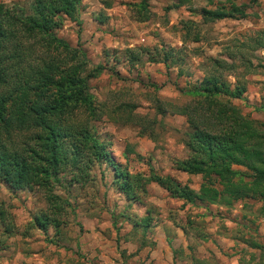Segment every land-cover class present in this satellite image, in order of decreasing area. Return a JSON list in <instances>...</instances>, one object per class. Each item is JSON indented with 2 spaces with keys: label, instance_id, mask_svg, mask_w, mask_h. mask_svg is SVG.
<instances>
[{
  "label": "rangeland",
  "instance_id": "374dc122",
  "mask_svg": "<svg viewBox=\"0 0 264 264\" xmlns=\"http://www.w3.org/2000/svg\"><path fill=\"white\" fill-rule=\"evenodd\" d=\"M31 1L0 3L24 14ZM139 1L80 0L76 21L58 16L54 33L75 50L81 78L101 113L88 127L108 156L130 174L147 176L151 170L196 192L199 175L172 169L173 160L188 155L185 117L174 115L173 107L189 102L191 96L182 92L200 85L203 77L219 75L229 91L240 90L238 98L222 99L264 137V0H232L244 17L210 23L197 15L211 8L203 0L181 5L145 0V21L137 20L132 8ZM213 4L228 9L226 0ZM184 21L195 23L197 41L193 35L184 39ZM160 49L171 53L168 68L149 62ZM126 50L139 59L136 64L128 62ZM158 103L165 109L162 115ZM123 104L154 119L152 139L109 118L108 112ZM231 168L250 181L249 170ZM112 172L105 161H94L82 172L64 167L49 177L48 191L33 184L12 189L0 181V210L10 227L4 231L0 224V264H264V204L258 199L187 203L154 183L141 184L128 199L113 183ZM46 193L62 213L56 229L48 225L42 232L32 219L50 215Z\"/></svg>",
  "mask_w": 264,
  "mask_h": 264
},
{
  "label": "trees",
  "instance_id": "16d2710c",
  "mask_svg": "<svg viewBox=\"0 0 264 264\" xmlns=\"http://www.w3.org/2000/svg\"><path fill=\"white\" fill-rule=\"evenodd\" d=\"M79 1L32 0L24 14L14 13L0 3V181L12 189L33 184L48 191L49 177L58 169L70 167L82 172L94 161H105L113 171V183L119 193L128 199L134 197L141 184L154 183L170 198L187 203L220 201L228 205L231 201L258 199L264 204V137L257 133L253 122L222 99H236L240 90L235 87L229 91L219 75L205 76L200 85L182 92L191 99L174 106L172 111L185 117L184 146L188 151L186 158L173 160L172 169L199 175L198 191L151 170L147 176L130 174L108 156L106 147L88 127L101 113L88 93L87 81L81 78L75 50L54 33L58 16L76 21ZM203 1L211 7H203L197 13L203 23L244 17L232 0H226L228 9L214 5L213 0ZM177 2L181 5L190 0ZM132 8L137 20L149 18L145 0ZM183 28L184 39L193 35V40H198L192 31L196 28L193 21H184ZM163 52L160 49L161 54L150 57L149 62L168 68L172 56ZM125 53L131 65L138 62L132 51ZM211 63L217 69L223 68V63L215 59ZM132 109L127 104L119 105L108 112L109 118L138 127L140 136L152 139L154 119L146 120ZM156 110L162 115L165 109L158 103ZM232 166L249 170L250 181H244L243 173L233 171ZM45 198L50 215L39 213L32 219V225L42 232L48 225L56 229L57 216L62 213L52 195L46 193ZM3 216L0 210V224L7 231L10 227ZM141 222L147 226L146 219Z\"/></svg>",
  "mask_w": 264,
  "mask_h": 264
}]
</instances>
